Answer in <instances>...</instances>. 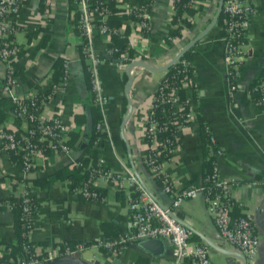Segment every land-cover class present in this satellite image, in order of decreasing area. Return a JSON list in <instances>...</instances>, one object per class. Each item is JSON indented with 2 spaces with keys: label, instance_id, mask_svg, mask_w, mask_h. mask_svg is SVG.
I'll return each instance as SVG.
<instances>
[{
  "label": "crops",
  "instance_id": "obj_1",
  "mask_svg": "<svg viewBox=\"0 0 264 264\" xmlns=\"http://www.w3.org/2000/svg\"><path fill=\"white\" fill-rule=\"evenodd\" d=\"M146 0H119L116 26H121L127 45V35L134 34L136 43L130 50L125 64L102 60L96 66L98 91L104 101L98 105L103 130L99 137L103 143L97 148V158L112 169L124 173L128 168L139 184L154 200L163 206L170 203L156 177L149 172L141 158L145 148L144 119L149 114L152 95L162 79L164 70L149 69L132 63L141 60L150 67L159 68L193 36L200 32L212 18L217 0H199L194 12L183 11L182 17L189 25L180 34L168 37L173 27L172 0H153L148 9L149 30L135 33L134 18L127 16L124 3ZM253 10L245 40L249 54L239 65L232 94L227 91V81L222 58V23H215L190 47L192 73L182 82V96L194 117L177 133V144L160 165L171 181L179 187L199 184L203 176V143L200 123L214 138L219 148L215 158L218 174L234 183L230 188L231 199L238 205L232 213L251 216L257 236V250L248 264H264V110L255 106L250 86L264 67V0H248ZM77 9L73 0H20L10 38L16 52L9 61L15 77V91L20 94L30 89L45 92L53 81L61 78L64 65L68 67L65 87L46 99L40 108L43 117L58 114L69 125L66 142L68 154L48 153L38 158L26 174L37 197L32 213V226L28 239L40 250H47L64 242L83 241L87 246L74 256L97 264H136L139 256L145 264H169L171 254L165 246L163 253L153 256L137 246L135 241L121 245L116 254L105 253L94 243L98 239L115 237L111 230L101 229L100 224L110 222L121 229H130L127 200L133 186L116 182H98L102 200L83 198L73 192L69 179L62 171L70 169L71 159L80 152V141L85 130L87 84H91L90 71L85 68L86 59L80 54V34L76 25ZM111 36L97 35L93 39L95 52L102 55ZM126 49V47H125ZM58 60V61H57ZM57 61V63H56ZM56 63V64H55ZM4 64L0 59V127L19 129V121L11 117V103L2 95L1 80ZM92 89V87H91ZM93 90V89H92ZM129 105V111L128 106ZM124 120L122 124V120ZM205 144L208 146V139ZM59 172L49 184L37 185L34 180ZM19 174V163L8 156L0 158V259L11 258L17 249V233L14 227L10 198L16 185L12 179ZM177 216L195 231H190L191 243L204 242L200 235L228 252H237L234 246L222 242L218 231L206 212L201 192L180 200ZM198 232V233H196ZM207 244V243H206ZM208 245V254L215 264H241V259ZM84 250V255L80 253ZM184 264H190L184 258Z\"/></svg>",
  "mask_w": 264,
  "mask_h": 264
},
{
  "label": "built area",
  "instance_id": "obj_2",
  "mask_svg": "<svg viewBox=\"0 0 264 264\" xmlns=\"http://www.w3.org/2000/svg\"><path fill=\"white\" fill-rule=\"evenodd\" d=\"M108 1L73 0L77 9L76 25L81 38L80 47L90 71L94 101L98 105L104 101V98L98 91L95 73L97 64L105 58L114 61L115 64H125L129 61L128 48L136 43L134 34L127 35L126 49L118 56L113 57L112 49L109 47L104 49L102 55L95 52L93 46L95 36L105 37L123 32L121 26H110L106 22L109 13ZM111 1L116 4L119 0ZM174 1L172 0V10ZM152 2L153 0L124 3L126 15L134 18L133 31L136 34L149 30L147 12ZM198 3L199 0H188L187 2L192 6H197ZM19 4L20 0H0V59L5 68L1 80V91L2 95L8 98L11 103V117L17 119L20 124L19 129L0 127V158L3 155L8 156L10 153L18 154L19 174L12 179V183L16 185L14 195L20 206L22 234L27 238L33 223L32 213L35 207L31 206L32 199L28 194L32 187L25 182L24 178L38 158L44 157L48 153L68 154L70 149L66 142L69 125L58 114L43 117L40 113L43 102L65 87L68 67L67 64L64 65L61 78L50 83L43 93L35 89H30L24 94L15 91V77L9 61L16 52V46L10 38V33L14 28ZM221 8L225 13L222 25V58L227 91L232 94L235 80L239 75V65L243 58L249 54L245 35L253 8L248 0H222ZM188 76L190 74L184 75L181 81L183 82ZM162 85L166 84L161 79L155 91ZM249 91L256 93L255 96H252L254 105L264 110V67L250 86ZM156 103L167 105V108L161 110V115L164 116L162 120L153 116V105ZM185 104H187L186 101L180 100L176 87L168 86L164 94L154 95L153 93L149 114L144 119L146 142L145 150L141 152V158L149 172L158 180L160 188L169 195V205L163 206L149 196L128 168L124 170V173L112 170L103 164L101 158H97L90 166L88 177L78 186L72 187L71 190L83 198L102 200L103 196L96 191L97 183L114 180L116 188H122L126 182L132 185L133 190L136 191V194L127 200L130 229L115 237L98 239L94 243L96 246L104 247L110 253L116 254L125 242L137 241L146 237H159L165 240V246L169 248L171 254L169 264H184V258H187L190 264H215L209 257L208 245L204 242L191 243L189 229L173 217L177 215L176 209L180 200L193 196L196 192H201L206 212L218 231L220 240L234 246L244 256V264H248L257 250L254 223L248 214L232 215L231 210L236 203L231 199L230 188L236 182L218 174L214 163L215 158L211 170L202 176L199 184L182 187L176 186L160 165V160L168 156L176 146L177 133L195 116L189 107L186 111L180 112ZM95 128L101 133L103 122L99 120ZM169 128H171L170 136L159 140L157 134ZM207 139L208 145L215 148V157L219 153V148L213 144L214 138L211 134L208 133ZM71 163H75V158L71 159ZM261 183L264 186V178ZM236 206L238 205L236 204ZM86 246L87 244L83 241H74L73 243L64 242L47 250H40L34 245L30 247L23 243L13 257L0 259V264H42L57 256L74 255Z\"/></svg>",
  "mask_w": 264,
  "mask_h": 264
},
{
  "label": "trees",
  "instance_id": "obj_3",
  "mask_svg": "<svg viewBox=\"0 0 264 264\" xmlns=\"http://www.w3.org/2000/svg\"><path fill=\"white\" fill-rule=\"evenodd\" d=\"M188 0H175L173 2V12H172V17H171V22L173 23V27H171L168 31V36L180 34L181 29L183 27H186L189 25V20L185 19L184 16L182 17L183 11H187L189 13H192L195 11L194 8H192V5L187 4ZM108 7H109V13L106 18V22L110 26H116L118 22L119 16L117 15L118 9L115 8L114 1L109 0L107 2ZM200 3L199 6L200 7ZM225 18V13L223 12L222 8L217 16L216 23L220 24L222 23L223 25V20ZM223 34V30H222ZM124 32L117 33V34H111V40L107 44V47L112 49V56L116 57L118 56L123 50H125V36ZM190 49L191 47L187 48L174 62H172L169 66H167L164 70V74L162 77V81L166 84L165 86L162 85V87L154 92L155 94H164L167 91L168 86H175L177 89V93L179 95L180 100L184 102V98L182 96V77L184 75H189L192 73L193 67L192 63L190 60ZM80 54L85 59L83 52L80 47ZM128 59H130V50H128ZM107 60V58H105ZM58 61V60H57ZM56 61V63H57ZM55 63V64H56ZM85 68L87 66V63L84 64ZM87 69V68H86ZM87 89H88V95H87V107L89 110V114L91 116L92 120V125L91 129L87 132L83 131V140L80 141V152L78 156L75 158V163L70 169H65L62 171V176L67 177L69 179L68 185L70 188L78 186L81 184L87 177L89 173V168L97 159V148L98 146L103 143V138L99 137V131L96 130L95 125L96 123L100 120V115L98 111V104L94 101V91L91 89V84H87ZM251 94L255 96V91H251ZM163 108H167L166 104H154L153 105V116L158 119L162 120L164 119V116L161 115V110ZM188 108L187 104L183 106V109L180 110V112L186 111ZM171 128L167 130H163L159 132L158 139L163 140L164 138H167L170 136V130ZM200 134L202 138V143H203V161H202V166H203V175L208 173L211 168L212 164L214 161V154H215V148L210 147L209 145L207 146L205 144L207 138H208V132L205 129V126L203 123H200ZM146 140V137H145ZM145 148L143 149V151ZM9 156L13 159H15L19 163V157L18 154L16 153H10ZM59 176V172H53L47 176L39 177L34 180L35 184L39 185H47L49 182L53 179ZM96 191L99 192L100 190L96 187ZM29 196L32 199V204L31 206L36 207L37 205V197L34 194V190L30 189L28 191ZM136 194V191L132 192V196ZM10 205H11V211L13 214V222H14V227L17 233V249L21 248V245L23 243L28 244L30 247L33 246L32 242L26 238L24 234H22L23 231V226L21 224L22 220L20 219V206L17 203V198L16 196H11L10 198ZM236 204H234V207ZM232 213V210H231ZM241 213H232V215H237ZM100 227L102 230L110 229L111 230V236L119 235L122 231L120 228L117 227V225H114L110 222H105L101 223ZM107 238V236L105 237ZM136 242V241H135ZM102 251L105 253H110L109 250L106 248L102 247ZM146 258L143 256H139L136 259V264H145L146 263Z\"/></svg>",
  "mask_w": 264,
  "mask_h": 264
},
{
  "label": "water",
  "instance_id": "obj_4",
  "mask_svg": "<svg viewBox=\"0 0 264 264\" xmlns=\"http://www.w3.org/2000/svg\"><path fill=\"white\" fill-rule=\"evenodd\" d=\"M221 4H222V0H217V5L215 8L214 14H213L212 18L210 19V21L208 22V24L200 32H198L195 36H193L190 40H188L174 54V56H172V58L167 63H165L163 66H161L159 68H153L141 60H133L132 63L142 65V66L149 68V69H155V70L165 69L172 62H174L187 48H189L200 36H202L215 23L217 16L221 10ZM127 106H128V111H129V105H127ZM86 114L87 115H86V122H85V130L89 131L91 129V125H92V120H91V116L89 114V110H86ZM124 120L125 119L122 120V124H123ZM167 212L169 213V210H167ZM173 217L175 220H177L178 222H180L181 224L186 226L188 229L195 231L193 228H191L186 223H184L177 215H174ZM196 233H198V232H196ZM200 237L207 244H209L211 247H213L215 249H218V250L226 252V253L235 254L236 256H238L241 259V264H244L245 258L240 252L239 253L228 252L226 250L221 249L219 245L211 242L206 237H204L202 235H200ZM136 243H137V246L139 248H141L142 250L148 252L149 254H151L153 256H157V255L163 253L165 250V240H163L159 237L142 238V239L137 240ZM42 264H97V262L96 261H85V260L79 258L78 256H74V255H61V256H57L51 260L45 261Z\"/></svg>",
  "mask_w": 264,
  "mask_h": 264
},
{
  "label": "rangeland",
  "instance_id": "obj_5",
  "mask_svg": "<svg viewBox=\"0 0 264 264\" xmlns=\"http://www.w3.org/2000/svg\"><path fill=\"white\" fill-rule=\"evenodd\" d=\"M87 252V250H84L80 253V255H84Z\"/></svg>",
  "mask_w": 264,
  "mask_h": 264
}]
</instances>
